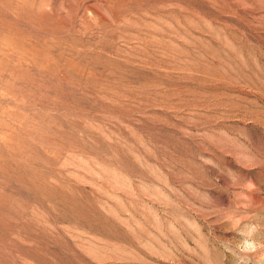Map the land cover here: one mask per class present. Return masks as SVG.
<instances>
[{
  "label": "rangeland",
  "instance_id": "374dc122",
  "mask_svg": "<svg viewBox=\"0 0 264 264\" xmlns=\"http://www.w3.org/2000/svg\"><path fill=\"white\" fill-rule=\"evenodd\" d=\"M0 264H264V0H0Z\"/></svg>",
  "mask_w": 264,
  "mask_h": 264
},
{
  "label": "clouds",
  "instance_id": "9594fccd",
  "mask_svg": "<svg viewBox=\"0 0 264 264\" xmlns=\"http://www.w3.org/2000/svg\"><path fill=\"white\" fill-rule=\"evenodd\" d=\"M242 250L245 251V252L254 251L255 250L254 242H252V241H243Z\"/></svg>",
  "mask_w": 264,
  "mask_h": 264
}]
</instances>
